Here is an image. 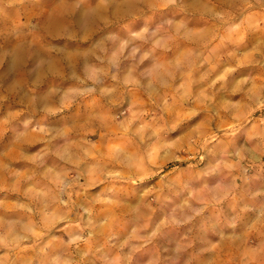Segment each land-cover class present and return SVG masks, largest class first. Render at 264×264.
Returning <instances> with one entry per match:
<instances>
[{
  "label": "clouds",
  "instance_id": "obj_1",
  "mask_svg": "<svg viewBox=\"0 0 264 264\" xmlns=\"http://www.w3.org/2000/svg\"><path fill=\"white\" fill-rule=\"evenodd\" d=\"M0 264H264V0H0Z\"/></svg>",
  "mask_w": 264,
  "mask_h": 264
}]
</instances>
